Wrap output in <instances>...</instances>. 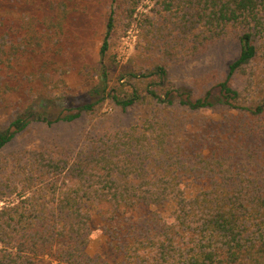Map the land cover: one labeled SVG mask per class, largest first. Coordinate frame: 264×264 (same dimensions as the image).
I'll return each mask as SVG.
<instances>
[{
  "label": "rangeland",
  "instance_id": "1",
  "mask_svg": "<svg viewBox=\"0 0 264 264\" xmlns=\"http://www.w3.org/2000/svg\"><path fill=\"white\" fill-rule=\"evenodd\" d=\"M135 1L137 8L131 18L119 10L116 29L109 39V51L101 57L112 11L111 0H0V44L7 54L12 49L18 50L17 58L4 74V81L14 89L0 88V130H5L30 108L41 110L43 100L48 102L45 109L50 117L65 108L94 102L93 91L99 85L104 67L109 70L107 91L110 95L120 89L130 92L131 75L149 73L156 66L167 72L164 86L159 87L163 97L168 91L177 97L179 89L203 96L218 82L226 80L229 66L240 52L242 29H230L220 40H206L211 32L204 23L196 24L194 31L187 30L191 24L183 0H179L181 5L174 0ZM63 3L72 14L65 21L61 41L36 53L19 47L25 35L22 21L49 17ZM129 5L124 8L133 9ZM199 35L202 37L195 38ZM256 44L257 57L230 79L231 86L241 92L247 104L264 96V34L256 37ZM148 122L158 124L167 134L171 131L166 141L174 158L168 157L166 162L174 165L172 169L176 172L171 177L176 189L179 185L193 195L201 191L241 196L244 192L253 193L256 179H264V115L255 118L225 107L189 111L151 99L121 110L105 99L93 112L84 113L72 123L52 126L34 123L0 150V207L23 202L33 194L36 180L31 190L25 191L30 187L32 170L38 171L33 177L50 178L52 172L46 167L49 160L64 159L72 165L94 147L104 149L103 143L108 146L116 142L118 135L133 128L150 136ZM97 181L92 178L84 183L83 191L92 192L101 187ZM192 181L196 183L195 189L190 188ZM39 198L43 201L42 196ZM174 210L167 205L150 207L129 211L114 220L94 210L85 263L174 264L173 258H179L184 241L195 237L192 231L185 234L172 230L162 234L165 224L175 222ZM167 233H174L173 244L166 241ZM141 234L160 236L155 237L154 244L149 240V245L132 247H139L138 253L134 254L132 249L128 252L135 236ZM162 244L169 247L172 258L161 254ZM35 261L56 264L49 256L40 255Z\"/></svg>",
  "mask_w": 264,
  "mask_h": 264
},
{
  "label": "trees",
  "instance_id": "2",
  "mask_svg": "<svg viewBox=\"0 0 264 264\" xmlns=\"http://www.w3.org/2000/svg\"><path fill=\"white\" fill-rule=\"evenodd\" d=\"M174 1L181 5L179 0ZM183 2L191 24L187 30L194 31L196 24L204 23L211 32L210 36L206 35V40H220L230 29H242L240 52L229 66L225 81L218 82L203 96H194L192 92L179 89L177 97L173 91L165 92L163 97L159 94V87L164 86L167 72L163 67L156 66L149 73L132 74L130 92L120 89V92L110 95L107 91L109 70L104 67L99 85L93 91L96 96L92 97L96 99L94 102L65 108L50 117L45 109L48 102L43 100L41 110L30 108L5 130H0V150L34 123L49 126L72 123L84 113L93 112L95 106L105 99H110L121 110L145 104L151 99L167 107L179 105L189 111L225 107L246 112L255 118L263 116L264 96L260 101L247 104L242 100L241 92L231 86L230 79L234 74L243 72L257 57L256 37L264 34V0ZM136 4L135 0H111L112 11L100 50L101 57L109 51V39L116 29L119 10L131 18L136 12ZM126 5L133 9L124 8ZM70 14L72 10L63 3L49 17L40 20L32 17L22 21L21 29L25 35L19 47L36 53L56 45L61 41L65 21ZM201 37L195 36L197 39ZM17 54V49L7 54L0 44V88L14 89L8 81H4V74ZM148 128L152 132L150 136L133 128L126 134L118 135L116 142L108 146L103 143L104 149L94 147L72 165L64 159L57 162L49 160L46 167L51 170L52 176L45 180L33 177V173L38 171L32 170L30 187L25 191H30L36 180V189L31 190L33 194L23 202L6 203L0 207V264H37L35 258L40 255L54 258L56 264H87L86 248L94 210L102 217L114 220L129 211L166 205L175 209L176 218L174 223L161 228L164 230L162 234L177 230L185 234L192 231L195 236L191 241H184L179 258H173L174 264H264V179H256L257 187L253 193L248 191L241 196L201 191L193 195L192 191L187 193L179 185L176 189L174 177H171L176 172L172 169L174 165L166 162L168 157L174 158L166 141L171 131L168 130L167 134L161 126L151 122H148ZM92 178H97L101 187L92 192L83 191V184ZM190 183L191 189L197 187L194 181ZM40 196L43 198L41 202ZM173 234L167 233L169 244L174 243ZM156 236L160 235L135 236L134 244L128 246L127 251L132 247L149 245V240L154 244ZM139 247L132 252L138 253ZM160 248L165 258H172L168 246L162 244Z\"/></svg>",
  "mask_w": 264,
  "mask_h": 264
}]
</instances>
